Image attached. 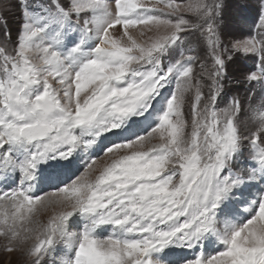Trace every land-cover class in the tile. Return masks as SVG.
I'll return each instance as SVG.
<instances>
[{
  "label": "snow or ice",
  "instance_id": "1",
  "mask_svg": "<svg viewBox=\"0 0 264 264\" xmlns=\"http://www.w3.org/2000/svg\"><path fill=\"white\" fill-rule=\"evenodd\" d=\"M226 7L0 4L7 251L28 264H264V0L244 36ZM238 58L252 61L242 96L226 91Z\"/></svg>",
  "mask_w": 264,
  "mask_h": 264
},
{
  "label": "rangeland",
  "instance_id": "2",
  "mask_svg": "<svg viewBox=\"0 0 264 264\" xmlns=\"http://www.w3.org/2000/svg\"><path fill=\"white\" fill-rule=\"evenodd\" d=\"M177 2H184V0H177ZM5 3L6 0H0V4ZM225 3L228 5L225 9V25L228 30L238 36L247 35L252 30V25L256 21L258 0H225ZM6 15H9L11 21L10 14L6 13ZM11 27L14 30L16 23L12 22ZM251 67L252 61L242 58H238L229 63V83L226 84V91L235 93L239 89L242 96L244 94L243 88L235 83V81L239 80L242 74ZM246 155L247 153H245ZM5 244V238L0 236V264H28V259L24 254L20 251H7Z\"/></svg>",
  "mask_w": 264,
  "mask_h": 264
}]
</instances>
